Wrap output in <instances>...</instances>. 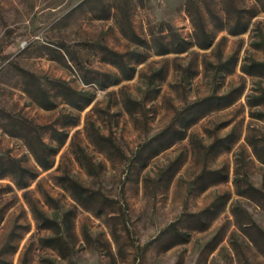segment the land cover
Returning <instances> with one entry per match:
<instances>
[{"label":"rangeland","instance_id":"rangeland-1","mask_svg":"<svg viewBox=\"0 0 264 264\" xmlns=\"http://www.w3.org/2000/svg\"><path fill=\"white\" fill-rule=\"evenodd\" d=\"M0 264H264V0H0Z\"/></svg>","mask_w":264,"mask_h":264}]
</instances>
